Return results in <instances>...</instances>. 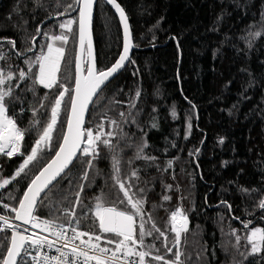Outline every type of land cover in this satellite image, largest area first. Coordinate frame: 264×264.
<instances>
[{"label":"trees","instance_id":"1","mask_svg":"<svg viewBox=\"0 0 264 264\" xmlns=\"http://www.w3.org/2000/svg\"><path fill=\"white\" fill-rule=\"evenodd\" d=\"M118 1L129 17L135 49L123 71L99 93L86 122L95 132L103 118L104 132L117 133L105 137L116 145V151L100 145V156L88 170V180L81 179L86 158L78 155L68 178L48 193L34 214L67 221L60 210L71 208L79 185L85 184L83 206L75 210L81 221L79 230L100 234L94 216L97 196L106 207H128L119 203L122 193L112 180V156L118 154L121 179L127 183L131 171L138 170L132 191L145 199V219L150 213L169 246L175 236L169 231L171 212L181 207L187 214L188 231L182 233L180 246L184 264H264V251L247 254L250 245L245 238L252 228H264V210L257 208L264 195V35L250 36L264 33V0ZM69 3L72 0H0V53L7 57L0 59V67L27 71L25 61L35 60L42 48L46 50L50 37L61 32L59 23L78 15L55 16ZM38 26L41 32L36 35ZM94 36L102 70L115 61L123 43L119 17L105 0L97 3ZM8 40L16 42L15 49ZM65 49L58 80L71 88L77 50V39L71 34ZM37 71L33 66L26 81L11 82L15 99L8 104L7 114L21 129H29L22 151L30 150L60 90L34 84ZM133 101L135 107H130ZM68 107L62 106L61 120H66ZM33 109H38L35 119L40 121L35 128H31ZM113 120L118 127L111 124ZM64 128L66 125L58 124L54 144L59 143ZM145 140L143 155L155 157L154 161L136 158V146ZM54 153L49 149L26 176L0 189V212L15 215L11 208L18 206L30 179ZM168 161H172L171 167ZM21 162L20 156L0 154V178H10ZM57 189L71 193L70 199H64ZM165 195L171 199L164 201ZM5 204L9 207H3ZM248 220L252 223L246 229L242 221ZM233 229L241 237L239 247ZM10 235L11 230L0 232V242ZM103 236L112 238L111 234ZM100 243L104 244L103 238ZM152 243V256L173 258L163 247L164 237L154 240L146 236L145 246ZM152 256L146 258L150 264H163Z\"/></svg>","mask_w":264,"mask_h":264},{"label":"snow or ice","instance_id":"2","mask_svg":"<svg viewBox=\"0 0 264 264\" xmlns=\"http://www.w3.org/2000/svg\"><path fill=\"white\" fill-rule=\"evenodd\" d=\"M95 0H72V3L67 4L62 12H56L55 16H64L66 13L77 12L78 15L70 17L59 23L61 30L59 35H52L50 41L46 46V51L42 48L35 56V60H26L28 70L19 69L14 72L10 67L6 70L0 67V154L6 155L9 158L20 156L22 162L15 170V173L10 178H0V189L5 188L6 185L12 182H18L17 178H23L30 170V166L35 167L42 162L43 157L47 154L49 149H54L55 154L51 156L43 167L39 168L38 172L30 179L26 190L23 191L22 197L18 200V208L13 207L11 211L15 213L14 219L21 221V224L9 222V219L0 215V222L3 227H0V232H7L11 230V235L3 237L0 242V248L3 249L0 254V264H150L146 260L147 257L152 256L151 249L155 248V243L145 246V237L152 236L154 240H159L164 237L163 247L167 252L173 253L172 259H166L163 255L152 256V259L163 264H184L181 251V236L182 233L188 231V217L184 214L183 209L177 207L170 215L169 231L175 234L172 241V246L167 242L165 232L161 231L152 221L151 214H147L145 219L144 204L145 199L138 197L136 192H133L134 187L132 179H138V170L133 169L128 182L121 179L120 176V160L118 154L112 156V168L115 186L118 187L119 192L122 193V199L119 203L127 205V209L120 210L115 206L106 207L102 197L97 196L94 206V216L98 221V228L100 234H92L89 232L79 230L81 223L80 219L76 218V208L83 206L82 194L85 191L86 185L80 184L78 190L74 194V202L71 208H64L61 214L67 220V226L62 223H57L55 220H43L39 223L38 218L34 215V211L38 204H43L48 198V193L65 178H68L70 165L79 156L86 158L87 167L81 179L88 180L89 169L94 166V161L100 156V145H103L109 151L115 153L116 145L111 139L105 137H113L117 133L113 131L104 132L103 118L101 123L96 126L94 132L92 128L84 126L85 113L89 109V105L93 104L94 97H98L102 92L103 87L106 86L110 78L124 66L128 61L130 49V28L128 24V17L124 9L117 0H107V3L112 5L115 11L119 14L120 21L124 30V47L119 58L111 67L105 70H98L96 68L95 56L93 54V44L91 39V23L93 17V5ZM51 19L52 17H48ZM43 23V22H42ZM76 28H73V25ZM41 28L38 26L36 35H39ZM69 34L73 35L78 40L79 53L75 57V77L74 86L69 88L61 84L58 80V73L61 69V62L66 60V45L69 40ZM48 35V33H45ZM264 35L262 32L250 33L252 37H259ZM36 36L32 37L35 42ZM59 41L61 46H55V42ZM13 49L16 47L14 40H8ZM31 51V48L27 49ZM87 52V63H82L83 54ZM19 54V53H18ZM0 59L6 60L7 57L0 53ZM33 66L38 68L35 73L34 84L43 85L45 88L52 89L59 88V94L55 97L51 105L50 116L47 122L42 126L37 138L31 145L30 150L22 151V144L25 140L29 129H21L17 121L9 116L8 104L15 99L14 91L11 82L26 81L29 73L32 72ZM86 72V74H85ZM19 87V83H16ZM140 96L139 91L136 97ZM68 98L67 100L65 98ZM66 120L60 119L62 106H68ZM41 108L45 105L40 104ZM130 107H135V101L130 104ZM23 111V109H21ZM38 109H33V121L31 128H35L40 121L36 120ZM122 117L124 113L120 114ZM173 116L176 115L173 110ZM134 122V121H133ZM58 124L66 125L62 131L59 132V143L54 144V136L58 132ZM113 126L118 127V122L111 121ZM153 127L156 125L153 124ZM191 125L189 124V128ZM223 143V140L220 141ZM147 147V141L137 145L136 158H143L145 160H155V157L144 156L143 150ZM197 151H199L197 149ZM79 153V156H78ZM172 161H168V166L171 167ZM167 170V169H165ZM70 186L74 182L71 178L68 179ZM171 189V185L167 186ZM143 193V189H138ZM244 192H249L248 189H242ZM256 191V190H251ZM58 194L62 195L64 199H70L71 193L57 189ZM43 194V196H42ZM170 196H163L164 201H169ZM226 203V202H225ZM3 207L7 208L9 205L5 204ZM229 209L231 205H228ZM257 208L264 210V195L257 202ZM137 217L139 223L137 225ZM235 219H240L235 217ZM264 219V217H261ZM73 221L76 227H73ZM151 222V227L146 225ZM244 227L247 229L252 223L251 220L242 221ZM23 225H31L32 228H40L41 232L46 233L41 235L40 232H32ZM138 227V231H137ZM69 231L71 235H69ZM27 233V234H26ZM103 234H111L112 238L104 237ZM233 234L237 241V247L241 237L236 235V230L233 229ZM87 237V239H84ZM104 239L102 245L100 241ZM250 245V252L248 255H255L264 251V228H252L249 234L245 237ZM79 241V243H76ZM108 245H115L109 247ZM146 247L148 250H138V247ZM173 248L176 249L173 252ZM55 249L56 254L50 255L47 250ZM243 255V254H242Z\"/></svg>","mask_w":264,"mask_h":264},{"label":"water","instance_id":"3","mask_svg":"<svg viewBox=\"0 0 264 264\" xmlns=\"http://www.w3.org/2000/svg\"><path fill=\"white\" fill-rule=\"evenodd\" d=\"M106 2H107V0H105ZM97 3H98V0H95V3H94V5H93V17H92V23H91V39H92V44H93V54H94V56H95V61H96V68L99 70V68H98V60H97V52H96V44H95V36H94V17H95V12H96V8H97ZM117 3H119V1L117 0ZM120 4V3H119ZM110 5V4H109ZM121 5V4H120ZM111 6V8L115 11V9H114V7L112 6V5H110ZM121 7H122V5H121ZM123 8V7H122ZM124 9V8H123ZM124 11H125V9H124ZM115 13L118 15V17H119V14L115 11ZM125 14L127 15V13H126V11H125ZM127 17H128V15H127ZM119 20H120V18H119ZM120 23H121V21H120ZM128 24H129V28H130V33H131V35H130V40H129V44H130V49H129V53H128V56H129V59H128V61H126L125 63H124V66L114 75V77H112V78H110V81L109 82H107V84H106V86L113 80V79H115L122 71H123V69L127 66V64L129 63V61H130V59H131V57H132V53H133V51H134V49H135V44H134V41H133V36H132V30H131V25H130V20H129V17H128ZM121 27H122V31H123V43H122V48H121V51H120V53H119V55L122 53V51H123V47H124V42H125V37H124V30H123V25H122V23H121ZM79 53V44H78V40H77V50H76V55ZM119 55H118V57L116 58V59H118L119 58ZM87 52L85 51V53L83 54V57H82V63L83 64H86L87 63ZM116 59H115V61H116ZM115 61L112 63V64H114L115 63ZM112 64L110 65V66H108V67H111L112 66ZM107 67V68H108ZM107 68H105V69H107ZM105 69H102V70H105ZM85 74H86V72H85ZM106 86H104L103 87V89L106 87ZM97 97H94V101H95V99H96ZM92 105L93 104H90L89 105V109H88V111L85 113V117H84V126L86 127V122H87V118H88V115H89V112H90V109H91V107H92ZM55 154V153H54ZM78 155H79V153H78ZM76 160V159H75ZM74 160V161H75ZM74 161H73V163H74ZM48 162V161H47ZM46 162V163H47ZM72 163V164H73ZM71 164V165H72ZM70 165V166H71ZM69 166V167H70ZM43 167V166H42ZM42 196H43V194H42ZM19 206V205H18ZM18 206H17V208H18ZM36 210V209H35ZM34 213H35V211H34ZM14 217H15V215H14ZM22 222L21 221H16L15 220V224H21ZM23 227L24 228H27V225H23ZM27 234V233H26Z\"/></svg>","mask_w":264,"mask_h":264},{"label":"built area","instance_id":"4","mask_svg":"<svg viewBox=\"0 0 264 264\" xmlns=\"http://www.w3.org/2000/svg\"><path fill=\"white\" fill-rule=\"evenodd\" d=\"M180 208H181V207H180ZM175 210H176V209H175ZM183 212H184V211H183ZM184 214L187 216V214H186L185 212H184ZM0 215H3V216H5V217H7V218L9 219V222H11V223H15L14 216H9V215L4 214V213H2V212H0ZM34 215L38 218V220L36 221L37 223H39V222H41V221H43V220H55V219H52V218L47 217V216H39V215H36V214H34ZM187 217H188V216H187ZM188 221H189V219H188ZM55 222L65 224V226H67V222H61V221H58V220H55ZM188 225H189V224H188ZM0 226L3 227V223H2V222H0ZM72 226H73V227H76V226H74V225H72ZM27 228L30 229V231H32V232H40L41 235L46 234V233L41 232L40 228H32L31 225H27ZM69 235H71V232H70V231H69ZM84 239H85V238H84ZM76 243H79V241H77ZM47 251L49 252L50 255H54V254H56L55 249H50V250H47Z\"/></svg>","mask_w":264,"mask_h":264},{"label":"rangeland","instance_id":"5","mask_svg":"<svg viewBox=\"0 0 264 264\" xmlns=\"http://www.w3.org/2000/svg\"><path fill=\"white\" fill-rule=\"evenodd\" d=\"M68 18H70V17H67V18H65V19H68ZM65 19H64V20H65ZM73 26H74V25H73ZM49 42H51V41L49 40ZM49 42H48V43H49ZM55 46H57V47L61 46L60 42H59V41H56V42H55ZM63 47H65V45H63ZM45 51H46V50H45ZM65 222H67V221H65ZM73 225L76 226V224H75L74 221H73Z\"/></svg>","mask_w":264,"mask_h":264}]
</instances>
